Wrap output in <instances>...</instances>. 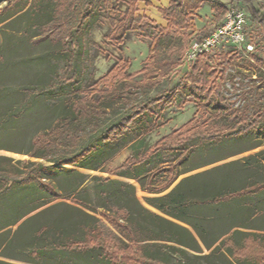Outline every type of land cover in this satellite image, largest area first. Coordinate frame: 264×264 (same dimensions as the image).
<instances>
[{
	"label": "trees",
	"instance_id": "16d2710c",
	"mask_svg": "<svg viewBox=\"0 0 264 264\" xmlns=\"http://www.w3.org/2000/svg\"><path fill=\"white\" fill-rule=\"evenodd\" d=\"M236 1L244 5L251 20L264 32V17L255 8L253 0ZM142 2L151 6L147 0H129L125 12H121L106 0H6V19H22L23 35L32 38L35 45L47 40L60 46L61 59L67 67L76 69L75 77L85 68L89 51L96 47L89 39L102 19L107 20L110 26L111 31L105 37L109 44L119 49L130 32H137L141 39L148 41L149 52L138 73L126 74L128 62L118 60L87 91L89 95L95 94L96 100L80 97L82 91L77 79L71 84L73 96L64 104V114L53 126L31 138V150L26 153L9 151L48 162L51 166L0 156V199L10 198L2 203V215L15 214V219L6 223L3 231L8 227L21 226L26 216L34 211L60 200H69L76 206L72 208L74 214L71 213L68 224L47 222L35 229L33 236L43 246L27 253L31 264H43L48 246L55 249L59 260L77 256L89 261V264L161 263L173 256L179 261H187L189 252L202 254V249L209 252L207 258L219 256L225 260L227 253L235 264H264L259 259L249 260L244 255L240 256L227 247V243L241 246L246 236L264 237V229L254 224L255 215L264 213V209L248 205L241 209L230 210L229 207L233 201L252 200L264 193V180L255 181L264 172V150L257 152L260 157L258 168L248 166L250 174L245 177L242 187L238 188L235 182L230 189L223 188L208 195L181 191L188 178L176 182L182 175L188 174L179 173L178 167L192 152L190 142L200 138L198 133H192L195 127L189 126V122L180 128L183 131L175 130L151 146L143 142L145 137L167 124L163 121L164 112L174 101L173 95L178 89L179 107L192 102L197 113L208 116L206 121L232 124L234 131L228 135L221 133L222 139L251 133L264 136V85H258L264 81V61L255 55L250 57L260 72L252 80L253 68L250 65L234 68L239 55L235 49L219 53L215 63L207 54H198L188 78L184 83L179 82L176 90L161 91L154 98L146 97L148 90L156 88L182 65L194 39L196 12L210 0H168L167 7L157 8L166 23L164 27L146 15H139L138 5ZM205 38L206 35L200 36L194 41L201 44ZM141 74V81L131 80ZM235 78H247L249 82L248 88L240 93L245 100L241 106H235V101L226 97L223 91L227 83L235 87ZM99 84L102 88L98 87ZM121 108L126 109L125 115L105 128L99 137L89 140L79 153L59 154L63 147L68 150L77 147L83 139L84 127L97 125L108 109ZM205 136L211 138L208 134ZM135 144L137 147L133 148L129 158L116 170L104 171L116 154ZM162 155H174L176 159L170 163L154 162ZM64 166L106 172L112 177L133 180L146 195L142 198L144 203L156 213L135 197L134 185L110 178L91 177L97 196L107 202L101 211L87 201L86 188L81 190V195L75 196L76 190L71 194H62L53 178L59 172L75 173L64 169ZM229 166L238 175L243 173V170L237 169V162H231ZM83 182H79L78 187ZM32 190L37 194L32 200H26L18 207L6 206L18 195H28L33 193ZM126 194L134 201L135 208L130 207L131 204L128 206L127 201L115 210L109 206L113 199L123 201ZM192 208L200 211L195 215L196 222L190 217ZM243 208L249 212L246 214ZM203 209L211 212L213 217L202 213ZM105 225L116 231L118 237L111 232L108 234ZM129 252L138 257L130 259L126 256Z\"/></svg>",
	"mask_w": 264,
	"mask_h": 264
},
{
	"label": "rangeland",
	"instance_id": "374dc122",
	"mask_svg": "<svg viewBox=\"0 0 264 264\" xmlns=\"http://www.w3.org/2000/svg\"><path fill=\"white\" fill-rule=\"evenodd\" d=\"M106 1L110 6L125 12L126 3L129 0ZM162 2L164 1L153 0L152 3L149 2L151 6L139 3V15H146L153 21L155 20L158 25L165 26L164 19L157 11L159 6L162 7ZM253 2L255 8L264 17V0H253ZM5 6L6 0H0V156L4 155L16 161L17 159L35 161L44 166H51L52 164L48 162L34 158L29 159L25 155L10 152H29L31 150V138L54 125L58 118L64 114V104L73 96L70 88L71 84L76 82L77 79L80 80L78 86L82 91L80 97L96 100L97 96L95 94L89 95L87 91L92 89L93 83L107 74L118 60H122L125 63L128 62L126 74L138 73L148 58L149 43L147 40L141 39L137 32H130L123 43L124 45L117 49L105 40L111 30L108 21L102 19L97 29L91 33L89 39L96 47L89 51L85 68L79 71V75L76 74L77 76L75 77L74 71L76 72V69L67 67L64 60L61 59L59 54L60 46L52 45L47 40H42L37 45L33 44L32 38L30 39L23 35L24 23L22 19L15 17L6 19ZM231 8L241 9L245 12L244 43L240 47L232 43L217 45L207 55L215 63L216 56L219 53H226L235 49L239 55L234 63V68L250 65L253 68L252 80H255V77L260 72L255 64H252L250 57L255 55L264 61V32L259 25L251 20L242 3L236 0H210V2L204 3L196 12L197 16L194 19L195 32L192 34V38L195 39L204 35L209 37L217 28L216 26L220 25L224 20L226 11ZM194 39H192L191 45L186 51L187 53L192 51V46L195 44ZM247 45L252 47V50H248L246 48ZM194 62L185 56L182 65L172 72L168 78L162 80L156 88L148 90L146 97L154 98L161 91L176 90L178 83H184L188 78L190 68ZM141 77L142 74L133 77L131 80L139 82ZM262 77L264 78V73ZM234 82L237 83L235 87L227 83L223 91L226 97L229 96L235 101V106H241L245 100L240 96V93L243 89L248 88L249 82L247 78H235ZM262 83L258 85H264V81ZM98 87L102 88L101 84ZM178 91L179 89L173 95L174 101L164 112L163 121H167V124L145 137L143 142L151 146L159 138L180 129L189 122V126L195 127L192 133H198L200 138L190 142L192 152L188 154L187 158L178 167L179 173L188 172L186 176L179 179L188 178L181 191L195 194H202L203 192V194L210 195L223 188L230 189L234 187L235 182H237L238 188L242 187L245 183V177L250 174L248 169L250 167L248 166L258 168L260 164V157L257 152L264 150V136L251 133L244 134L242 137L228 136V138L222 139L221 133L225 132L228 135L234 131L232 124L225 125L222 121H206L208 116L202 112L197 113L192 102L179 107ZM262 102L264 105V100ZM125 113L126 109L122 108L119 110L108 109L106 116L101 117L97 125L84 127L83 139L77 147L72 150L63 147L59 154L66 156L79 153L87 146L89 140L99 137L105 128L115 122L118 117L124 116ZM205 134H208L211 138L205 136ZM134 147H137V144L129 146L116 154L115 158L104 167V171L109 173L116 170L129 158ZM174 159H176L174 155H162L160 158L155 159L154 162L159 160L170 163ZM234 161L237 162V169L243 170V173L238 175L234 168L229 166ZM262 166L264 167V161H262ZM20 168L23 169V167ZM63 168L75 172L74 174L59 172L53 178L55 186L64 195L71 194L75 190V196L81 195V190L86 188L87 201L97 208L98 211H101L106 207L105 204L107 202L97 196L96 187L91 177H105L134 185L135 197L143 206L156 213L154 209L144 203L142 198L146 195L141 192L140 186L133 180L128 181L121 177H112L106 172H94L69 166H64ZM236 175L237 179L235 178ZM261 180H264V172L255 178V181ZM81 181L84 182L78 187ZM36 195L34 192L28 193V195L25 193L24 197L18 195L16 199L6 206L18 207L24 201L32 200L33 196L35 197ZM260 195L252 200L233 201L229 206L230 210L241 209L245 205L250 206V208L264 209V193ZM192 197L197 198L195 196ZM9 199V197L0 199V264H31L27 253L33 248L43 246L42 242L33 236L35 229L47 222L68 224L71 213L74 214L72 208L76 205L69 200H60L52 206L32 212L22 221L21 226L8 227L3 231V226L15 219L13 212L2 215V203H6ZM122 200L113 199L109 206L115 210L118 207H123L127 201L128 206L131 204L130 207L135 208L134 201L130 195H124ZM192 209L190 217L195 221V215L199 214L200 211H196L198 208ZM243 210L244 212L246 211V214L249 212L247 208H243ZM226 212L230 214L228 210ZM202 213L213 217L211 212L204 211V209ZM255 219L254 224H256V227L264 229V213H257ZM105 226V231L108 234L111 232L118 237L116 231L107 225ZM230 244L227 243V247L235 250L240 256L244 255L249 260L259 259V261H262L261 263L264 262V237L246 236V239L242 240L241 246H230ZM208 253V251L202 249V254L189 252L187 261H179L173 256L161 263L154 261H149L148 263L235 264L227 253L225 260L219 256L207 258L206 255ZM126 256L130 257V259L138 257L133 252L126 253ZM43 257V264H89V261L87 262L82 257L77 256L59 260V255L50 246L45 248Z\"/></svg>",
	"mask_w": 264,
	"mask_h": 264
},
{
	"label": "built area",
	"instance_id": "2783aa9c",
	"mask_svg": "<svg viewBox=\"0 0 264 264\" xmlns=\"http://www.w3.org/2000/svg\"><path fill=\"white\" fill-rule=\"evenodd\" d=\"M245 12L241 9L231 8L225 13L224 20L211 35L203 40L201 44L198 42L193 44L192 51L185 53L188 59L195 61L198 54H207L217 45L232 43L240 47L244 43V28H245ZM248 50L252 47L246 46Z\"/></svg>",
	"mask_w": 264,
	"mask_h": 264
},
{
	"label": "crops",
	"instance_id": "0c3cea01",
	"mask_svg": "<svg viewBox=\"0 0 264 264\" xmlns=\"http://www.w3.org/2000/svg\"><path fill=\"white\" fill-rule=\"evenodd\" d=\"M147 1L150 2V3L153 2V0H147ZM163 1H164V2H162V7H167V5H168V0H163ZM142 4L146 6V4H145L144 2H142ZM150 5H151V4H150ZM145 6H144V7H145ZM159 7H160V6H159ZM165 25H166V23H165ZM163 27H164V26H163ZM181 177H182V176H181ZM181 177H180V178H181ZM180 178H178V179L176 180V182H177ZM176 182H175V183H176Z\"/></svg>",
	"mask_w": 264,
	"mask_h": 264
}]
</instances>
